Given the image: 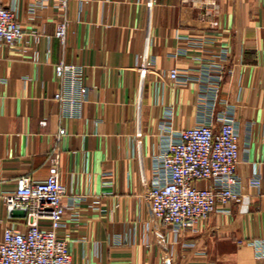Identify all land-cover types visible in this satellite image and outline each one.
Wrapping results in <instances>:
<instances>
[{
  "label": "crops",
  "instance_id": "0c3cea01",
  "mask_svg": "<svg viewBox=\"0 0 264 264\" xmlns=\"http://www.w3.org/2000/svg\"><path fill=\"white\" fill-rule=\"evenodd\" d=\"M0 3L24 29L0 44V239L26 228L3 194L43 180L55 145L72 264H264V0H67L63 43L54 2ZM59 62L83 68L71 116L54 99ZM225 119L238 132L239 199L193 230L150 219L147 190L175 131Z\"/></svg>",
  "mask_w": 264,
  "mask_h": 264
},
{
  "label": "built area",
  "instance_id": "2783aa9c",
  "mask_svg": "<svg viewBox=\"0 0 264 264\" xmlns=\"http://www.w3.org/2000/svg\"><path fill=\"white\" fill-rule=\"evenodd\" d=\"M33 5L52 1L62 12L56 22L55 35L63 43L67 19L63 11L67 0H30ZM24 37V29L12 7L0 3V44L12 46ZM37 40L38 37L35 36ZM190 45L200 41L190 40ZM62 91L54 93L67 115L74 114L79 98L86 93L83 68L77 64H55ZM221 68H217L219 71ZM168 78L179 80L176 68L168 71ZM65 134L60 128L59 140ZM240 146L236 125L222 120L215 128L211 122L181 128L167 143L154 167V177L147 190L150 219L171 227L176 232L193 230L195 224L239 199L236 172ZM60 154L53 146L48 155V174L43 180L21 177L16 187L3 194L8 212L19 210L26 216V228L7 226L0 239V264H72L67 241L58 234L63 226L67 189L60 181ZM200 180L208 185L199 186ZM46 221L47 226L41 222Z\"/></svg>",
  "mask_w": 264,
  "mask_h": 264
}]
</instances>
